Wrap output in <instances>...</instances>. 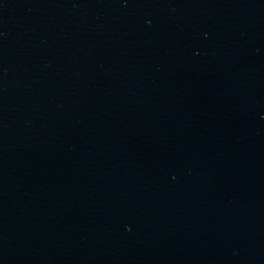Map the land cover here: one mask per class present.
I'll use <instances>...</instances> for the list:
<instances>
[{
    "label": "water",
    "instance_id": "water-1",
    "mask_svg": "<svg viewBox=\"0 0 264 264\" xmlns=\"http://www.w3.org/2000/svg\"><path fill=\"white\" fill-rule=\"evenodd\" d=\"M0 264H264V0H0Z\"/></svg>",
    "mask_w": 264,
    "mask_h": 264
}]
</instances>
